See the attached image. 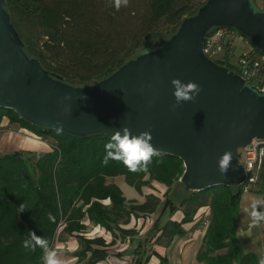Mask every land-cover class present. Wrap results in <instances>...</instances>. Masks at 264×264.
Returning a JSON list of instances; mask_svg holds the SVG:
<instances>
[{
    "label": "trees",
    "instance_id": "1",
    "mask_svg": "<svg viewBox=\"0 0 264 264\" xmlns=\"http://www.w3.org/2000/svg\"><path fill=\"white\" fill-rule=\"evenodd\" d=\"M205 1L129 0L119 11L108 0H5V7L29 55L66 81L86 85L108 76L139 53L162 45L181 20L196 13ZM218 62L238 71L230 63ZM4 117L46 139L51 150H15L0 155V264H41L40 248L33 253L22 246L28 233L34 231L55 244L60 231L83 232L88 227L87 217L109 230L117 228L126 237L138 233L121 225L129 222L132 214L159 212L153 226L171 240L185 232L183 223L193 220L204 205H210L211 217L199 258L208 264H259L261 255L246 251L237 237L242 196L247 185L248 191H260L255 188L258 178L239 186L188 190L179 181L184 163L177 155L159 152L147 171L132 172L122 162H103L111 135L49 131L17 110L0 106V128ZM117 175H124L140 191L152 180L165 183L168 189L164 199L150 193L143 203L129 202L120 186L108 180ZM259 177L264 178V169ZM107 198L110 203L103 201ZM178 209L184 212L183 220L169 218ZM78 236L80 247L74 252L78 264H97L109 255L103 237ZM147 251L146 243L141 244L133 264H146Z\"/></svg>",
    "mask_w": 264,
    "mask_h": 264
},
{
    "label": "water",
    "instance_id": "2",
    "mask_svg": "<svg viewBox=\"0 0 264 264\" xmlns=\"http://www.w3.org/2000/svg\"><path fill=\"white\" fill-rule=\"evenodd\" d=\"M5 3L0 0V106L47 130L62 126L80 136L150 130L158 152L183 160L179 181L188 190L247 181L241 148L264 138V85L210 57L204 44L214 27L231 26L264 50V9L255 0H206L162 45L86 85L66 81L29 55ZM177 78L203 90L173 110ZM225 151L233 160L222 174L218 160Z\"/></svg>",
    "mask_w": 264,
    "mask_h": 264
},
{
    "label": "crops",
    "instance_id": "3",
    "mask_svg": "<svg viewBox=\"0 0 264 264\" xmlns=\"http://www.w3.org/2000/svg\"><path fill=\"white\" fill-rule=\"evenodd\" d=\"M1 127L0 155L15 150L43 152L51 150V146L46 139L27 127H21L16 123L11 124L8 117L3 118ZM263 169L264 162L262 161L256 169L258 182L255 188L260 189V191L249 190V192L251 191L250 194H243L242 196L237 227V237L240 244L246 251H257L261 257H264V222L253 225L246 209H249L253 200L264 199V178L259 177ZM108 180L120 186L129 202L143 203L147 199V194L150 193L164 199L165 192L168 189L165 183L152 180L149 186L143 185L142 191H138L134 185L127 182L124 175L111 176ZM156 186L160 190H157ZM124 190L127 191L124 192ZM103 201L105 203L111 202L109 198ZM210 210V205L199 207L193 220L183 223L185 232L176 234L171 240H168L166 236H162V229L153 226L154 221L159 216V212H154L138 216L132 214L129 222L121 225L126 229L135 228L138 233L126 237L121 236L117 228L113 231L109 230L87 217L84 221L88 224V227L83 232H74L73 234L65 232L63 234L60 231V236L56 238L54 245L57 248L59 258L66 261V264H78V256L74 252L80 247L79 233H85L89 237L101 236L109 244V255L97 264H133L138 247L145 243L148 249L146 255L149 257L145 262L146 264H208L198 256L207 227L197 226L203 215ZM183 217V210L178 209L169 218L182 221Z\"/></svg>",
    "mask_w": 264,
    "mask_h": 264
},
{
    "label": "clouds",
    "instance_id": "4",
    "mask_svg": "<svg viewBox=\"0 0 264 264\" xmlns=\"http://www.w3.org/2000/svg\"><path fill=\"white\" fill-rule=\"evenodd\" d=\"M108 2L117 11L121 7H127L129 4V0H108ZM171 83L174 87L173 95L176 101L172 105L173 110L184 102L194 101L203 90L194 81L185 83L177 78L173 79ZM84 98L86 99V97ZM57 131H62V126ZM152 140L153 136L150 130L134 135L130 128L123 127L122 130L115 131L105 144L103 162L107 164L109 161H119L132 172L147 171L152 158L159 155L158 150L151 143ZM232 160L233 153L231 151H225L219 158L218 167L222 174H227ZM23 207L22 204L20 208L23 209ZM260 209H264V199L253 200L249 209H246L253 225H259L264 222V210ZM48 215L50 220L54 219L51 213ZM28 234V237L22 241V246L33 253L37 248H40L42 250L41 264H66V261L59 258L56 246L49 239L36 235L34 231H30ZM259 264H264V257H261Z\"/></svg>",
    "mask_w": 264,
    "mask_h": 264
},
{
    "label": "built area",
    "instance_id": "5",
    "mask_svg": "<svg viewBox=\"0 0 264 264\" xmlns=\"http://www.w3.org/2000/svg\"><path fill=\"white\" fill-rule=\"evenodd\" d=\"M204 50L215 60L234 65L247 82L264 85V83L262 84L264 80V53L251 46L250 42L236 28L231 26L214 28L207 35ZM241 153V161L248 170V179L250 182H254L257 175L253 171H256L262 161L264 162V138H253L248 145L241 148ZM248 189L249 186L247 185L245 190ZM205 215L203 226L207 227L211 212L208 211Z\"/></svg>",
    "mask_w": 264,
    "mask_h": 264
},
{
    "label": "rangeland",
    "instance_id": "6",
    "mask_svg": "<svg viewBox=\"0 0 264 264\" xmlns=\"http://www.w3.org/2000/svg\"><path fill=\"white\" fill-rule=\"evenodd\" d=\"M255 2H256V5L259 7V8H261V9H264V0H255ZM240 32V31H239ZM247 39V38H246ZM248 40V39H247ZM264 83V80L262 81V84ZM33 129V128H32ZM45 129V128H44ZM50 131V130H49ZM253 173H256V171H253ZM147 186H149L148 184H147ZM143 188V186L141 187V189ZM156 189L157 190H160L159 189V187H157L156 186ZM138 190V189H137ZM127 191V190H126ZM125 190H124V192H126ZM138 191H140V190H138ZM142 191V190H141ZM251 192V191H250ZM250 192L247 190V191H245L244 192V194H250ZM148 195V194H147ZM246 197V196H245ZM244 197V198H245ZM135 203H137V202H135ZM206 214V213H205ZM203 215V217H202V221H200L199 223H198V226L197 227H204L203 226V218L206 216V215ZM164 217H166L167 218V216H164ZM204 228H206V227H204Z\"/></svg>",
    "mask_w": 264,
    "mask_h": 264
}]
</instances>
